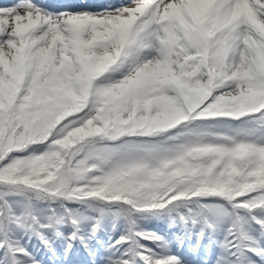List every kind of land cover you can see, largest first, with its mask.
Here are the masks:
<instances>
[{
  "label": "snow or ice",
  "instance_id": "obj_1",
  "mask_svg": "<svg viewBox=\"0 0 264 264\" xmlns=\"http://www.w3.org/2000/svg\"><path fill=\"white\" fill-rule=\"evenodd\" d=\"M145 214L264 264V0L0 6V264H186Z\"/></svg>",
  "mask_w": 264,
  "mask_h": 264
},
{
  "label": "trees",
  "instance_id": "obj_2",
  "mask_svg": "<svg viewBox=\"0 0 264 264\" xmlns=\"http://www.w3.org/2000/svg\"><path fill=\"white\" fill-rule=\"evenodd\" d=\"M208 201L213 202L211 200H206L203 202L205 203ZM69 207L76 208L77 205L70 204ZM134 219L136 221L137 229L141 230V231H145V232L154 225L162 226L164 224V221L167 220V218H161V217H156V216L147 215V214L142 215V216H136V217H134ZM104 220H110V221L114 222L113 218L111 216H106ZM115 223L117 224V226L120 224L125 225V223L122 219L116 220Z\"/></svg>",
  "mask_w": 264,
  "mask_h": 264
},
{
  "label": "rangeland",
  "instance_id": "obj_3",
  "mask_svg": "<svg viewBox=\"0 0 264 264\" xmlns=\"http://www.w3.org/2000/svg\"><path fill=\"white\" fill-rule=\"evenodd\" d=\"M108 4H111V3H106V4L100 5L98 7H103V6H106ZM182 234H181V238L183 239V241L181 243L183 244V246L188 245V243H189L188 238H185L184 234L183 235ZM203 240L206 241V242H209L208 236L205 235V237L203 238ZM36 246L37 245L35 244V245L32 246V248L34 249Z\"/></svg>",
  "mask_w": 264,
  "mask_h": 264
}]
</instances>
